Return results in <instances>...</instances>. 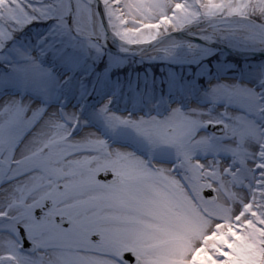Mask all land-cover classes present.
<instances>
[{
  "label": "snow or ice",
  "instance_id": "snow-or-ice-1",
  "mask_svg": "<svg viewBox=\"0 0 264 264\" xmlns=\"http://www.w3.org/2000/svg\"><path fill=\"white\" fill-rule=\"evenodd\" d=\"M0 264H264V0H0Z\"/></svg>",
  "mask_w": 264,
  "mask_h": 264
},
{
  "label": "rangeland",
  "instance_id": "rangeland-1",
  "mask_svg": "<svg viewBox=\"0 0 264 264\" xmlns=\"http://www.w3.org/2000/svg\"><path fill=\"white\" fill-rule=\"evenodd\" d=\"M141 70H142V69H141ZM155 71H156L157 73H159L160 70H159V69H156Z\"/></svg>",
  "mask_w": 264,
  "mask_h": 264
}]
</instances>
